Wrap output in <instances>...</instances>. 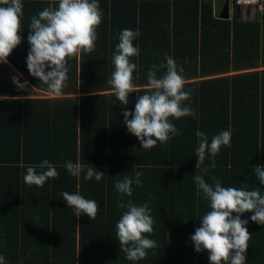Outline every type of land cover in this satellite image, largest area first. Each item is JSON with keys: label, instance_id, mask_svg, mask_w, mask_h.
Segmentation results:
<instances>
[{"label": "trees", "instance_id": "obj_1", "mask_svg": "<svg viewBox=\"0 0 264 264\" xmlns=\"http://www.w3.org/2000/svg\"><path fill=\"white\" fill-rule=\"evenodd\" d=\"M22 3V42L8 62L35 88L49 91L27 67L28 27L31 17L55 7L57 0ZM99 4L104 18L97 29L96 50L68 61L67 86L61 92L74 93L79 79L84 95L0 100V230L5 232L0 255L6 264H210L208 252H196L190 239L201 226L200 218L210 210L209 201L197 195L193 177L204 175L212 183L214 176L224 187L247 185L248 190L259 188L264 194L253 172L255 165L264 166V70L226 74L258 67V27L215 19L211 0H99ZM123 29L141 33L134 41L140 57L133 58L140 91L130 94L127 110L134 112L137 95L147 91L146 73L165 55L184 68L186 88L192 89L191 107L198 118L173 119L181 134L166 146L142 148L123 123L125 106L107 83L115 70L112 55ZM209 43L214 46L211 54L206 52ZM229 128L231 147L221 148L216 167L211 168V158L206 157L204 165L196 168V131L211 141ZM44 159L56 167L59 177L43 187L27 185L23 180L27 167ZM77 159L105 172V177L89 181L82 174L77 188V179L63 166ZM202 168H209V173ZM136 171L142 173L143 186L134 184L132 197L125 195L123 202H148L155 219L149 238L157 241L158 248L155 255L148 250L147 259L129 261L115 235L123 211L118 207L122 194L115 182L135 177ZM63 191H78L95 200L99 205L96 220L87 215L75 217ZM4 207L12 208L7 209L11 211L8 221L1 214ZM253 214L242 216L249 221L246 227L252 234L245 264H264V225L251 221Z\"/></svg>", "mask_w": 264, "mask_h": 264}, {"label": "clouds", "instance_id": "obj_2", "mask_svg": "<svg viewBox=\"0 0 264 264\" xmlns=\"http://www.w3.org/2000/svg\"><path fill=\"white\" fill-rule=\"evenodd\" d=\"M23 8L22 0H0V62L8 63L9 56L22 42ZM103 18L99 0H57L55 7H46L31 17L28 27L30 51L27 56L30 74L46 84L50 93L61 95L62 89L67 86L68 61L73 58L79 60L82 54L96 50L97 29ZM140 35L139 29L121 31L112 55L115 70L107 83L125 106L123 123L127 130L138 138L144 150H151L158 143L166 146L181 134L171 122L173 119L198 118V113L191 107L192 89L186 88L184 68L169 55H165L159 65H152L146 73L144 88L147 91L137 95L134 112L127 110L130 94L140 91L136 84L140 79L138 64L133 62V58L138 60L140 57V49L134 45ZM12 79L19 89H27V82L22 84L15 76ZM195 135L198 138L196 168L204 165L206 157L211 158L210 167L215 168V158L221 148L231 147L232 129L221 131L211 141L200 130ZM63 166L77 179V188L80 187L82 174L89 181L95 178L99 182L105 177V172L86 167L79 159L75 163L66 161ZM38 168L42 171L37 172ZM202 172L209 173V168H202ZM253 172L260 185L264 186V166L255 165ZM141 176L142 173L136 171L135 177L125 176L115 182L116 191L122 194L118 207L123 210L116 223L115 235L129 261L147 259L148 250H153L155 255L158 248L157 241L149 238L154 232L155 219L148 202L141 205L131 199L123 202L125 195L132 197L134 184L143 186ZM58 177L56 167L44 159L38 165H29L23 180L29 186L43 187L49 179ZM193 179L197 195L207 199L210 207L200 218L201 226L190 237L195 251H207L210 264H245L252 234L246 227L249 221L242 216L253 212L251 221L264 225V194L259 188L248 190L247 185L243 188L224 187L214 176L211 177L212 183L206 182L204 175H195ZM61 195L68 207L73 209L75 217L87 215L96 220L99 205L95 200L84 198L78 191L72 194L63 191ZM0 264H6L3 255H0Z\"/></svg>", "mask_w": 264, "mask_h": 264}, {"label": "crops", "instance_id": "obj_3", "mask_svg": "<svg viewBox=\"0 0 264 264\" xmlns=\"http://www.w3.org/2000/svg\"><path fill=\"white\" fill-rule=\"evenodd\" d=\"M211 4H212V16L215 19H220V20H228V21H233V20H238L240 22L244 23H255V25H257L258 27V41H259V54H260V64L258 65V67H254L251 69H240V70H231L229 72H227L226 74H234V73H238V72H243V71H261L264 70V16L261 15V13L259 12V10L257 9L256 5H247V4H240V5H236L233 3L232 0H211ZM209 48L206 50V52L208 54H211L214 50V46L210 47V43H209ZM2 63V67L5 68L8 72L13 73L14 75H16L19 80L23 83L27 82V87L30 89V92H24V90L19 89L18 87L16 89H13L12 91H8V90H0V100L1 99H14V98H57V97H70V96H74V97H80L81 95H84L85 93H81L78 86H79V79L77 81V89L74 93H70V94H61L59 96H56L52 93H50L49 91H45V90H41L38 88H35L25 77L24 75L18 70L16 69L14 66H12L9 62L8 63ZM11 67V68H10ZM12 68H14V70H18L19 73H17L16 71L14 72L12 70ZM217 74L214 75H209V76H205L203 78H210V77H216ZM201 79V78H199ZM49 93L50 95H53L54 97H32L30 96V94L36 95L37 93ZM110 92V91H108ZM76 94H79L78 96ZM38 95H42V94H38ZM3 196V195H2ZM7 209H12V208H8V207H4V212L3 210H1V214H3V216H5L4 218L6 219V221H8V219H10V212ZM6 214V215H5ZM38 222V221H37ZM1 229V228H0ZM5 232L4 230H0V245L4 244L5 240ZM23 261V260H21Z\"/></svg>", "mask_w": 264, "mask_h": 264}, {"label": "rangeland", "instance_id": "obj_4", "mask_svg": "<svg viewBox=\"0 0 264 264\" xmlns=\"http://www.w3.org/2000/svg\"><path fill=\"white\" fill-rule=\"evenodd\" d=\"M2 63H0V90H8V91H12L13 89H16L18 86L13 82V79H12V75L5 69L2 67ZM11 68V67H10ZM12 70L17 73H19L18 70H14V68H12ZM20 81V80H19ZM16 87V88H15ZM38 94H42V95H38ZM77 96L79 94H76ZM30 96H34V97H54L53 95H50L49 93H37L36 95H33V94H30Z\"/></svg>", "mask_w": 264, "mask_h": 264}, {"label": "built area", "instance_id": "obj_5", "mask_svg": "<svg viewBox=\"0 0 264 264\" xmlns=\"http://www.w3.org/2000/svg\"><path fill=\"white\" fill-rule=\"evenodd\" d=\"M234 4H247V5H256L257 9L264 16V0H232Z\"/></svg>", "mask_w": 264, "mask_h": 264}]
</instances>
